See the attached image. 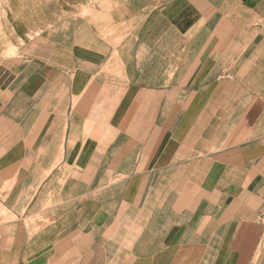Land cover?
Returning a JSON list of instances; mask_svg holds the SVG:
<instances>
[{
	"label": "crops",
	"instance_id": "crops-1",
	"mask_svg": "<svg viewBox=\"0 0 264 264\" xmlns=\"http://www.w3.org/2000/svg\"><path fill=\"white\" fill-rule=\"evenodd\" d=\"M0 264H264V0H0Z\"/></svg>",
	"mask_w": 264,
	"mask_h": 264
},
{
	"label": "built area",
	"instance_id": "built-area-1",
	"mask_svg": "<svg viewBox=\"0 0 264 264\" xmlns=\"http://www.w3.org/2000/svg\"><path fill=\"white\" fill-rule=\"evenodd\" d=\"M0 246H1V237H0Z\"/></svg>",
	"mask_w": 264,
	"mask_h": 264
}]
</instances>
